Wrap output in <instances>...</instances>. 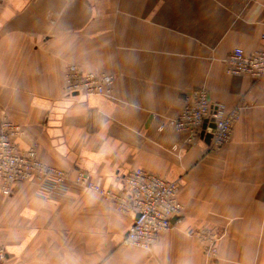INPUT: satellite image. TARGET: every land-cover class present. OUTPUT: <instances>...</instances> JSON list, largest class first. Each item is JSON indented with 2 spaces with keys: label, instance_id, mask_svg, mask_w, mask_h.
I'll list each match as a JSON object with an SVG mask.
<instances>
[{
  "label": "crops",
  "instance_id": "obj_1",
  "mask_svg": "<svg viewBox=\"0 0 264 264\" xmlns=\"http://www.w3.org/2000/svg\"><path fill=\"white\" fill-rule=\"evenodd\" d=\"M236 47H264V0H0V121L22 127L20 150L106 189L142 168L177 182L184 207L147 252L122 245L134 215L99 193L26 181L6 196L0 180V264H264V77L227 74ZM70 65L115 75L113 93L66 95ZM197 88L240 107L220 153L159 130ZM204 228L224 233L217 257Z\"/></svg>",
  "mask_w": 264,
  "mask_h": 264
},
{
  "label": "built area",
  "instance_id": "obj_2",
  "mask_svg": "<svg viewBox=\"0 0 264 264\" xmlns=\"http://www.w3.org/2000/svg\"><path fill=\"white\" fill-rule=\"evenodd\" d=\"M226 72L231 76H247L252 79L264 77V47L247 52L236 47L225 60ZM116 76L109 73L83 71L76 65L67 68L64 93L68 96L111 95ZM240 115V107L227 108L210 99L205 88H197L185 94L183 108L179 115L159 126L166 125L186 136L187 146L205 141L212 135L208 149L219 151L232 139L233 127ZM206 125V127H204ZM23 134L19 124L9 120L0 121V180L4 195L10 196L18 182L37 181L43 197L67 190L68 182L99 193L109 199L118 212L134 215L122 245L150 252L159 237L180 222L183 205L179 200V184L148 172L134 169L118 176L120 190L106 189L100 181L83 171H77L72 178L70 172L44 163L35 148L20 150L16 139ZM177 218L176 223L173 219ZM214 249V245H210ZM8 253L0 247V263Z\"/></svg>",
  "mask_w": 264,
  "mask_h": 264
},
{
  "label": "rangeland",
  "instance_id": "obj_3",
  "mask_svg": "<svg viewBox=\"0 0 264 264\" xmlns=\"http://www.w3.org/2000/svg\"><path fill=\"white\" fill-rule=\"evenodd\" d=\"M222 150V149H221ZM210 151L208 149L209 153H220V151ZM184 211V209H183ZM183 216V212L181 214V217ZM198 237L201 238L204 241V253L208 256V257H217L218 256V250L216 248V244L222 239V237L224 236V233H219L216 231H210L209 229H202L197 231ZM214 245V249L210 248V245ZM3 249H5L4 247H1ZM6 250V249H5ZM7 251V250H6ZM4 262V261H3ZM1 262V263H3Z\"/></svg>",
  "mask_w": 264,
  "mask_h": 264
},
{
  "label": "water",
  "instance_id": "obj_4",
  "mask_svg": "<svg viewBox=\"0 0 264 264\" xmlns=\"http://www.w3.org/2000/svg\"><path fill=\"white\" fill-rule=\"evenodd\" d=\"M204 127H206V125H204ZM211 138H212V135H210V134L207 135L206 136V142L210 143ZM176 221H177V218L173 219V223H176Z\"/></svg>",
  "mask_w": 264,
  "mask_h": 264
}]
</instances>
